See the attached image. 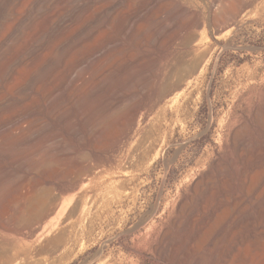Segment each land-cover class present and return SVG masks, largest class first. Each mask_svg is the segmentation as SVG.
Returning <instances> with one entry per match:
<instances>
[{"label": "rangeland", "instance_id": "rangeland-1", "mask_svg": "<svg viewBox=\"0 0 264 264\" xmlns=\"http://www.w3.org/2000/svg\"><path fill=\"white\" fill-rule=\"evenodd\" d=\"M75 9L84 11L71 29L90 31L68 55L75 70L119 79L75 96L67 79L55 110L32 92L40 103L14 118L39 130L0 146V264H163L154 245L165 231L172 253L229 260L264 175L253 186L232 169L197 182L224 153L229 124L251 117L250 88L263 85L264 0H0L12 10L0 19Z\"/></svg>", "mask_w": 264, "mask_h": 264}, {"label": "bare ground", "instance_id": "bare-ground-1", "mask_svg": "<svg viewBox=\"0 0 264 264\" xmlns=\"http://www.w3.org/2000/svg\"><path fill=\"white\" fill-rule=\"evenodd\" d=\"M96 1L102 0H77V2L82 4ZM10 11L12 10H0V17L1 14H9ZM44 11L33 10L32 14L31 12L25 14L23 11V13H19V10V15L14 18L12 23L6 21L8 18L3 21L1 20L2 18L0 19V127H3L0 130V146H10L17 140H23L24 142L31 141L35 134L38 133L39 129L37 128V121L35 119L24 121V118L20 117L14 120L16 116H22L31 107L38 105L40 97L37 98L38 96L36 97V95L32 96V92H37L44 96V100L48 101L49 109L55 110L60 106V101L57 99L58 97H56L55 93L60 87L59 85L62 82H66L67 79L74 96L77 92L81 93L78 90L83 89L82 86L88 84L89 88L90 84L92 85L91 90L93 92H98L101 88H115L119 79L117 77L113 78L101 75L98 81L95 82L96 80L93 81L95 73H86L87 75L82 72L79 73L75 70L77 64L69 60L70 57L68 55L76 48L77 43L84 42V39L90 32L76 35L78 32L77 28L71 29L74 27L73 23L76 22L74 20L84 10H67L65 13H61L58 10ZM181 11H183V8ZM175 17L174 19H168L169 22L164 24V31L162 32L169 31L174 27ZM198 21L199 19L197 18L193 24L185 23L184 29L188 31L197 25ZM61 35H63L62 38L60 37ZM61 66H64L62 70H60ZM142 66L143 64L141 68ZM156 66L155 63L145 65L146 68L150 67L151 70H154ZM171 84V82H168V85H166L172 87ZM170 87L168 88L170 89ZM164 88L166 89L167 87ZM250 89L252 93L248 92L250 94L245 104L248 106L246 107L251 117L244 116L240 119L235 118L233 123L229 124L228 122V130L230 129V132L229 137L225 139L226 141H223L225 142V146L223 145L225 151H222L224 153L214 162L206 175H202L203 178L198 180L197 185H202L211 176L214 177L215 173H222L229 169L238 173L242 182L249 181V186L254 185H252V181L257 176L261 178L264 175V167L255 170L257 169L256 166L261 165L264 160V82L260 88L251 87ZM84 90L86 89L84 88ZM82 94L84 95V93ZM254 95H256L255 99H253ZM28 96L31 98H28ZM87 97L90 96L87 95ZM101 99L95 100V102L102 104ZM138 107V102L132 104L131 109L127 110L131 111L128 115L133 116L137 112ZM230 115V112H226L221 119V123H225V119L227 118L230 120ZM226 132L228 133V131ZM260 190L261 193L258 195L260 201L253 202L255 208L248 211V215L253 216L254 221H251V224H239L240 228L237 232L239 241L234 245L235 247L233 246L235 249L234 253L230 256L229 260L222 259L220 262H217L218 259H216L215 264H233V261L237 259L248 261L249 264H264V186ZM167 238L168 234L165 231L154 245V251L163 264H202L201 262L198 263V257L190 259V255L185 250L175 251V253L167 250Z\"/></svg>", "mask_w": 264, "mask_h": 264}]
</instances>
